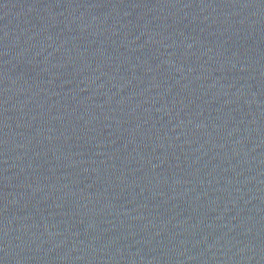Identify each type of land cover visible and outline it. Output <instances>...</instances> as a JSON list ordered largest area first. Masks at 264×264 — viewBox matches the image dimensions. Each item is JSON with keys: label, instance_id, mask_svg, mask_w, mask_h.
Instances as JSON below:
<instances>
[{"label": "water", "instance_id": "95a60500", "mask_svg": "<svg viewBox=\"0 0 264 264\" xmlns=\"http://www.w3.org/2000/svg\"><path fill=\"white\" fill-rule=\"evenodd\" d=\"M0 264H264V0H0Z\"/></svg>", "mask_w": 264, "mask_h": 264}]
</instances>
